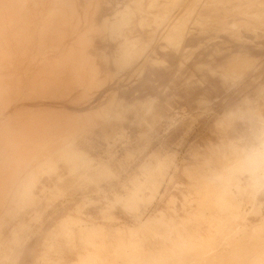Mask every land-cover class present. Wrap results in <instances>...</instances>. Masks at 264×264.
<instances>
[{
    "label": "rangeland",
    "instance_id": "374dc122",
    "mask_svg": "<svg viewBox=\"0 0 264 264\" xmlns=\"http://www.w3.org/2000/svg\"><path fill=\"white\" fill-rule=\"evenodd\" d=\"M71 1L0 0V264H264V0Z\"/></svg>",
    "mask_w": 264,
    "mask_h": 264
},
{
    "label": "bare ground",
    "instance_id": "6f19581e",
    "mask_svg": "<svg viewBox=\"0 0 264 264\" xmlns=\"http://www.w3.org/2000/svg\"><path fill=\"white\" fill-rule=\"evenodd\" d=\"M73 1V0H72ZM71 1V3H72V5H74L75 4V2L73 1L72 2ZM181 1H183V0H178V2H181ZM39 3V2H38ZM46 3V2H45ZM27 4H28V2H27ZM48 4V3H47ZM46 4V5H47ZM50 4V3H49ZM6 7V6H5ZM37 7V6H36ZM73 7V6H72ZM11 8V7H10ZM33 8V7H32ZM75 8V7H74ZM35 10V9H34ZM55 10V9H54ZM31 12V11H30ZM244 12V11H243ZM244 13H246V12H244ZM8 14V13H7ZM247 14V13H246ZM32 15V14H31ZM2 20V19H1ZM0 20V21H1ZM12 21V20H11ZM165 24V23H164ZM16 40V39H15ZM41 43V42H40ZM17 45V44H16ZM42 46V45H41ZM40 46V47H41ZM69 50V49H68ZM9 51V50H8ZM23 57V56H22ZM54 59V58H53ZM6 60H8V59H6ZM9 61V60H8ZM49 61H51L52 62V60H51V58H50V60ZM56 61H58V60H56ZM71 61V60H70ZM55 62V61H54ZM60 62V61H59ZM50 63V62H49ZM52 64H53V62H52ZM55 64V63H54ZM59 65V64H58ZM64 65V64H63ZM54 67V66H53ZM52 67V69H55L56 67H54L53 68ZM61 67V66H60ZM63 67H65V66H63ZM51 68V67H50ZM50 70V69H49ZM60 71V70H59ZM64 71V70H63ZM78 72V71H77ZM55 74V73H54ZM52 75V74H51ZM63 75V74H62ZM56 76V75H55ZM6 77V76H5ZM4 77V78H5ZM9 78V77H8ZM50 78V77H49ZM51 78H53V77H51ZM64 79V78H63ZM71 79V78H70ZM4 81V80H3ZM71 81V80H70ZM65 83V82H64ZM56 85V84H55ZM60 86V85H59ZM74 86V85H73ZM60 88V87H59ZM70 88V87H69ZM5 90V89H4ZM72 90V89H71ZM34 122V121H33ZM31 124V123H30ZM54 127V126H53ZM13 131V130H12ZM7 136V135H6ZM19 165V164H18ZM28 166V165H27ZM204 199V198H203ZM214 207V206H213ZM223 207V206H222ZM225 209L226 210H228L226 207H225ZM185 213V212H184ZM214 213H217L218 214V212H214ZM216 216V215H215ZM214 216V217H215ZM224 218H221L220 216H217V217H215L214 218V220L212 219V220H209V224H212V226H213V224H215V226L216 225H220L221 223L223 224V219H226V220H229V221H235L236 220V216H238L237 214L235 215L233 212H229V213H226V214H224ZM208 217H210V216H208ZM207 217V218H208ZM212 217V216H211ZM204 218V217H203ZM64 219H68V218H64ZM70 219H72V218H70ZM70 219H68V222L66 221V220H63L62 219V221H65L67 224H69L70 222H74L73 220H70ZM204 220H205V218H204ZM206 221V220H205ZM181 222V221H180ZM60 223V222H59ZM229 223V222H228ZM227 223V224H228ZM231 223V222H230ZM158 224V223H157ZM180 224V227H181V230H180V232H182V233H178V235L181 237V239H184L185 241H184V243L183 244H189V247L188 246H186V247H188L191 251H193V252H196L197 251V249L199 250V249H202V245L200 244V243H196V240H200V238H201V236L199 235V237L198 238H196L195 236H193V233H188L187 232V230H186V227H185V224L182 222V223H179ZM221 224V225H222ZM61 225V224H60ZM81 225V224H80ZM223 225H226L225 223L223 224ZM56 226V225H55ZM173 226H174V224H173ZM229 226V225H228ZM227 226V227H228ZM231 226V225H230ZM230 226L228 227V228H230ZM61 227V226H60ZM77 227V226H76ZM84 227V226H83ZM83 227H77V229H78V232L80 233V232H82V233H85L86 235L85 236H91V234H93L92 232H93V229H91V230H89V229H85V228H83ZM94 227V226H93ZM217 227V226H216ZM224 227V226H223ZM173 228L175 229V227H172V230H173ZM210 228H211V226H210ZM222 228V227H221ZM217 229V228H216ZM224 229H226L225 227L223 228V230ZM57 230V229H56ZM69 230V229H68ZM168 230V229H167ZM191 230V229H190ZM211 230H212V228H211ZM222 230V231H223ZM230 230V229H229ZM228 230V231H229ZM165 231V230H164ZM213 231V230H212ZM219 231H221L220 230V226H219ZM225 231H227V230H224V232ZM73 232V231H72ZM170 232V231H169ZM169 232H167L168 233V235L170 234ZM216 232H218L217 230H216ZM215 232V233H216ZM224 232H222V234H224ZM97 233V232H96ZM99 233V232H98ZM109 233V232H108ZM116 233V232H115ZM117 233H119V232H117ZM219 233V232H218ZM221 233V232H220ZM52 234V233H51ZM74 234V233H73ZM72 233H71V231H69L68 232V235L69 236H71V235H73ZM120 234V233H119ZM160 234V233H159ZM162 234V233H161ZM195 234V233H194ZM210 234V233H209ZM221 234V235H222ZM103 235V236H102ZM163 235V234H162ZM207 235V234H206ZM218 235V234H217ZM220 235V234H219ZM47 236V235H46ZM58 236V235H57ZM87 236V237H88ZM100 236H102V239H103V237H104V239L105 238H107V244H109L110 246H111V248H112V252L113 253H111V254H113L114 256L115 255H119L120 257L121 256H124V257H126L125 258V261H133V260H135L136 258H137V256L136 255H133V253H134V251H133V253L130 251V253H129V251H128V247H130L129 246V242H127L126 241V239L124 240V238H122V237H120L121 235H118V236H116V234H114V235H109V234H105V231H104V233H103V231L102 232H100ZM126 236V235H125ZM124 236V237H125ZM166 236V235H165ZM164 235H163V237H165ZM68 237V236H67ZM129 237H130V235H129ZM177 237V236H176ZM56 238V237H55ZM179 238V237H178ZM187 238H189L188 239V241H187ZM219 238V237H218ZM72 239H73V237H72ZM99 239V238H98ZM101 239V238H100ZM101 239V240H102ZM130 239H131V237H130ZM129 239V240H130ZM160 239H164V238H160ZM168 241H170L169 242V244L171 243V246L169 247H167V248H169V252H171L170 250H174L175 249V247L178 249L179 248V246H177V244H176V242H175V240H174V242H173V239H171L169 236H168ZM202 239V238H201ZM220 239V238H219ZM54 240V239H53ZM135 240V239H134ZM45 241V240H44ZM87 241V240H86ZM92 241V240H91ZM104 241V240H103ZM138 241V240H137ZM160 241V240H159ZM179 241V240H178ZM208 241V240H207ZM212 241V240H211ZM58 242V241H57ZM84 242V241H83ZM93 242H95L94 240L92 241V243ZM132 243H131V246H132V249H135L136 247H138L139 245H137L136 243H138V242H133V241H131ZM55 243V242H54ZM73 243V242H72ZM91 243V242H90ZM104 242H101L100 241V245L101 244H103ZM178 243V242H177ZM203 243V242H202ZM207 243V242H206ZM209 243V242H208ZM51 244V243H50ZM71 244V243H70ZM86 244V243H85ZM84 244V245H85ZM98 244V243H97ZM107 244L105 245L107 248H109L108 246H107ZM139 244V243H138ZM183 244H178V245H180V247H181V245H183ZM212 244V243H211ZM88 245H89V243H88ZM135 245H137V246H135ZM76 246V245H75ZM185 246V245H184ZM78 247V246H77ZM83 247V246H82ZM89 247V246H88ZM91 247H93V245L91 246ZM90 247V250H88V249H85V248H82L81 250L83 251V252H81V254L79 255V258H78V261L76 262V264H97L98 263V261L100 260H103V258H102V256L100 255V254H98V252H97V250H96V243H95V245H94V249L93 250H91L92 248ZM97 247H98V245H97ZM101 247V246H100ZM104 247V246H103ZM185 247V248H186ZM141 248H142V245H141ZM141 248H139V250L141 249ZM171 248V249H170ZM204 248V247H203ZM79 249H80V247H79ZM206 249V248H205ZM130 250V249H129ZM137 250V249H136ZM180 250V249H179ZM61 251V250H60ZM138 251V250H137ZM143 251V250H142ZM141 251V252H142ZM203 251H204V249H203ZM207 251V250H206ZM139 253H140V251H138ZM138 252H137V255H138ZM145 251H143V253H144ZM147 252V251H146ZM168 252V253H169ZM173 252V251H172ZM201 252V251H200ZM207 252H209V250L207 251ZM100 253V252H99ZM198 254H199V252H198ZM204 254H205V252H204ZM206 254H208V253H206ZM76 255V254H75ZM106 254H104L103 256H105ZM144 255V254H143ZM166 255H167V253H166ZM108 256V255H107ZM140 256V255H139ZM146 256H148V255H146ZM110 257V256H109ZM116 257V256H115ZM150 257V256H149ZM108 258V257H107ZM140 259H144V257L143 258H141V257H139ZM109 259V258H108ZM107 259V260H108ZM112 260H113V257L111 258ZM110 259V260H111ZM146 259H147V257H146ZM112 260H111V262H112ZM145 260V259H144ZM162 261V260H161ZM155 263V262H154ZM212 263V262H211ZM68 264V263H67ZM103 264H105V263H103ZM108 264V263H107ZM131 264H133V263H131ZM135 264V263H134ZM145 264H153V263H151V262H148V261H146V263Z\"/></svg>",
    "mask_w": 264,
    "mask_h": 264
}]
</instances>
